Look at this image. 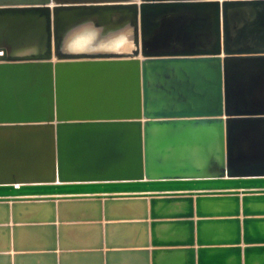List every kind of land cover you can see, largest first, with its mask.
I'll use <instances>...</instances> for the list:
<instances>
[{
  "label": "water",
  "instance_id": "obj_1",
  "mask_svg": "<svg viewBox=\"0 0 264 264\" xmlns=\"http://www.w3.org/2000/svg\"><path fill=\"white\" fill-rule=\"evenodd\" d=\"M0 264H264V0H0Z\"/></svg>",
  "mask_w": 264,
  "mask_h": 264
}]
</instances>
